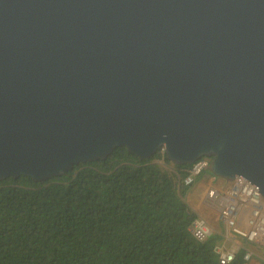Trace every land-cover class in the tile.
I'll return each instance as SVG.
<instances>
[{"label": "water", "instance_id": "95a60500", "mask_svg": "<svg viewBox=\"0 0 264 264\" xmlns=\"http://www.w3.org/2000/svg\"><path fill=\"white\" fill-rule=\"evenodd\" d=\"M116 147L264 198V0H0V179Z\"/></svg>", "mask_w": 264, "mask_h": 264}, {"label": "trees", "instance_id": "16d2710c", "mask_svg": "<svg viewBox=\"0 0 264 264\" xmlns=\"http://www.w3.org/2000/svg\"><path fill=\"white\" fill-rule=\"evenodd\" d=\"M187 166L116 147L42 181L0 179V264H220L212 236L188 231ZM242 254L227 264H251Z\"/></svg>", "mask_w": 264, "mask_h": 264}, {"label": "built area", "instance_id": "2783aa9c", "mask_svg": "<svg viewBox=\"0 0 264 264\" xmlns=\"http://www.w3.org/2000/svg\"><path fill=\"white\" fill-rule=\"evenodd\" d=\"M158 151L163 153V148ZM209 162V157L200 156L188 164L182 183L192 184L198 174L207 170ZM208 197L216 210L217 221L223 227L221 236L230 242L228 248L212 245L218 263L231 262L241 250L244 261H250L254 255L264 261V198L257 188L246 179L235 176L225 187L210 189ZM188 231L197 240H204L215 229L204 217L196 215L189 223Z\"/></svg>", "mask_w": 264, "mask_h": 264}, {"label": "crops", "instance_id": "0c3cea01", "mask_svg": "<svg viewBox=\"0 0 264 264\" xmlns=\"http://www.w3.org/2000/svg\"><path fill=\"white\" fill-rule=\"evenodd\" d=\"M227 181L223 180L220 177H211L210 173L206 171H202L195 177V180L192 184H190V188L186 194V199L189 202L190 208L196 212L198 215H201V212L207 215L208 222L215 229V234L221 235L223 232L222 225L217 221L216 218V210L212 204H210V199L208 197V191L213 187L221 188L225 187ZM260 249V247H256ZM255 256V258H254ZM250 263L258 264L257 255H254Z\"/></svg>", "mask_w": 264, "mask_h": 264}, {"label": "rangeland", "instance_id": "374dc122", "mask_svg": "<svg viewBox=\"0 0 264 264\" xmlns=\"http://www.w3.org/2000/svg\"><path fill=\"white\" fill-rule=\"evenodd\" d=\"M210 175H211V177H213V179H215L216 176H214L212 174H210ZM201 216L207 220V215H205L201 212ZM211 236L213 238V245L214 244L223 245L225 248H228L230 246V242L227 241L226 239H224L221 235H217V234L213 233Z\"/></svg>", "mask_w": 264, "mask_h": 264}, {"label": "clouds", "instance_id": "9594fccd", "mask_svg": "<svg viewBox=\"0 0 264 264\" xmlns=\"http://www.w3.org/2000/svg\"><path fill=\"white\" fill-rule=\"evenodd\" d=\"M158 151V150H157ZM217 177V176H216ZM215 233V232H214ZM211 236V235H210Z\"/></svg>", "mask_w": 264, "mask_h": 264}]
</instances>
